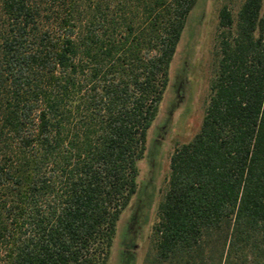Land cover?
I'll list each match as a JSON object with an SVG mask.
<instances>
[{"label": "trees", "instance_id": "1", "mask_svg": "<svg viewBox=\"0 0 264 264\" xmlns=\"http://www.w3.org/2000/svg\"><path fill=\"white\" fill-rule=\"evenodd\" d=\"M197 1L67 0L41 28L30 0H2L0 264H106ZM262 8L219 9L202 120L170 155L143 264H264Z\"/></svg>", "mask_w": 264, "mask_h": 264}, {"label": "rangeland", "instance_id": "2", "mask_svg": "<svg viewBox=\"0 0 264 264\" xmlns=\"http://www.w3.org/2000/svg\"><path fill=\"white\" fill-rule=\"evenodd\" d=\"M65 1L55 0L53 3L51 0H30V4L39 9L37 25L41 28L49 26L51 20L63 11ZM243 1L198 0L190 12L174 60L175 63H184L182 78L179 73L175 74L173 87L176 90L166 88L156 117L147 131L146 149L137 162L138 190L120 214L106 264H128L119 261L121 249L132 254L131 264H143L144 256L151 246L158 204L168 186L170 155L178 144L192 138L202 120L214 64L219 9L223 4L227 5L235 19ZM262 10L264 12V0ZM48 15L50 20L46 18ZM6 27V16L0 0V43ZM5 94L6 85L1 83L0 111ZM123 241L124 246L121 245Z\"/></svg>", "mask_w": 264, "mask_h": 264}]
</instances>
